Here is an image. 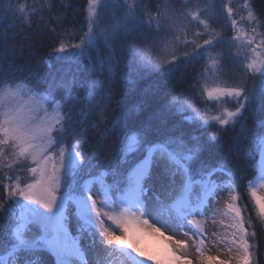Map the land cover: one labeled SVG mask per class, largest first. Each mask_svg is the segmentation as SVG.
I'll return each instance as SVG.
<instances>
[{
  "label": "snow or ice",
  "instance_id": "obj_1",
  "mask_svg": "<svg viewBox=\"0 0 264 264\" xmlns=\"http://www.w3.org/2000/svg\"><path fill=\"white\" fill-rule=\"evenodd\" d=\"M56 9L4 7L0 264H192L189 247L201 264H264V10L86 0L64 27ZM18 23L38 25L55 71L15 63ZM148 75L167 87L126 107L115 86Z\"/></svg>",
  "mask_w": 264,
  "mask_h": 264
},
{
  "label": "trees",
  "instance_id": "obj_2",
  "mask_svg": "<svg viewBox=\"0 0 264 264\" xmlns=\"http://www.w3.org/2000/svg\"><path fill=\"white\" fill-rule=\"evenodd\" d=\"M63 2L65 4H71V7L64 9L59 6L61 0H56V11L66 12L63 26L68 27L73 21L79 26L84 19L83 9L86 5V0H63ZM146 2L151 3L153 10H155L157 3H161L159 0H146ZM42 3L43 0H0V31H3L4 25L12 23L11 17L4 19V7L6 5L12 4L17 9L21 5H27L31 9ZM255 8L257 10H264V0H255ZM76 10L79 11L77 12ZM44 15L47 16L46 13ZM37 28V24H32L29 28L27 26L21 27L18 23L17 27L9 29V35L11 36L12 33H15V38L8 41V46L15 49L14 61L18 66L22 67L25 71L30 70L35 77H40L49 71H55L58 65L54 62L53 68L49 69L45 63V57L49 51V41L45 37L43 44L38 42L39 38L33 35ZM25 37H30V39H25ZM166 87L167 85L163 83V77L159 75H148L144 79L138 80L135 85L120 84L115 86L118 93L117 98L124 92H127L125 99L126 107H132L154 94L159 96ZM151 110L149 108L148 111ZM248 125L250 127L253 126V121L249 120ZM213 151H218L220 155H223V150H218L215 146H213ZM240 191L247 198L246 189L241 188Z\"/></svg>",
  "mask_w": 264,
  "mask_h": 264
},
{
  "label": "bare ground",
  "instance_id": "obj_3",
  "mask_svg": "<svg viewBox=\"0 0 264 264\" xmlns=\"http://www.w3.org/2000/svg\"><path fill=\"white\" fill-rule=\"evenodd\" d=\"M142 242L148 247H151L156 243L154 239L147 237V236L142 238ZM225 248H226V245H217L214 248L215 250H213V252L211 250V253L208 255H218L221 259L227 260L230 258V254L225 251ZM189 259L192 261V264H196L192 258H189ZM233 264H234V261H233Z\"/></svg>",
  "mask_w": 264,
  "mask_h": 264
},
{
  "label": "rangeland",
  "instance_id": "obj_4",
  "mask_svg": "<svg viewBox=\"0 0 264 264\" xmlns=\"http://www.w3.org/2000/svg\"><path fill=\"white\" fill-rule=\"evenodd\" d=\"M159 1H160L161 3H163V0H159ZM233 2H235V0H233ZM240 2L242 3V0H240ZM243 14L246 15V13H243ZM230 34H231V33L229 32V35H230ZM214 248H215V247H212V246L209 244L208 247L206 248V254H210V253H211V250H212V252H213V250H215ZM188 258H192L196 264H201L200 260H199L198 257H197V254L195 253L194 249L191 248V247H189V249H188Z\"/></svg>",
  "mask_w": 264,
  "mask_h": 264
}]
</instances>
